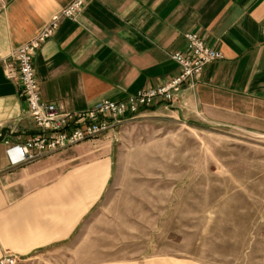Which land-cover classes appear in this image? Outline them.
<instances>
[{"label":"rangeland","instance_id":"obj_1","mask_svg":"<svg viewBox=\"0 0 264 264\" xmlns=\"http://www.w3.org/2000/svg\"><path fill=\"white\" fill-rule=\"evenodd\" d=\"M135 117L38 158L98 143L82 153L86 164L64 168L68 182L24 195L15 235L0 236V260L264 264V135L181 117ZM108 150L109 162L101 159Z\"/></svg>","mask_w":264,"mask_h":264},{"label":"crops","instance_id":"obj_2","mask_svg":"<svg viewBox=\"0 0 264 264\" xmlns=\"http://www.w3.org/2000/svg\"><path fill=\"white\" fill-rule=\"evenodd\" d=\"M70 1L0 0V236L15 235L24 195L67 180L64 168L86 164L82 153L98 144L85 141L15 164L7 153L36 127L17 76L5 74L3 61ZM188 32L222 57L207 63L173 103H156L135 118L181 117L264 135V0H88L34 54L41 98L74 111L155 86L177 72L171 54L185 49ZM109 151L94 155L109 162Z\"/></svg>","mask_w":264,"mask_h":264},{"label":"built area","instance_id":"obj_3","mask_svg":"<svg viewBox=\"0 0 264 264\" xmlns=\"http://www.w3.org/2000/svg\"><path fill=\"white\" fill-rule=\"evenodd\" d=\"M86 1L71 0L51 16L36 36L18 45L3 61L5 74L8 77L17 76L20 95L36 127L22 143L7 147L13 164L33 161L69 145L100 136L108 130H116L133 119L141 109L156 103L175 101L184 86L195 82L207 63L222 57L221 52L208 45L199 34L185 33V49L171 55L178 69L169 79L128 93L121 99L103 98L87 109L66 111L56 102L41 98L33 58L41 43L53 34L61 20L76 14ZM13 262L11 257L0 260V264Z\"/></svg>","mask_w":264,"mask_h":264}]
</instances>
